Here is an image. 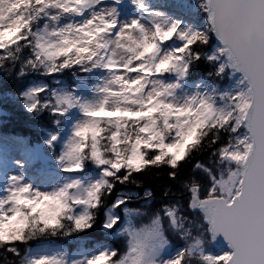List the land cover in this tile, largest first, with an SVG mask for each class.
I'll return each mask as SVG.
<instances>
[{"label": "snow or ice", "instance_id": "snow-or-ice-1", "mask_svg": "<svg viewBox=\"0 0 264 264\" xmlns=\"http://www.w3.org/2000/svg\"><path fill=\"white\" fill-rule=\"evenodd\" d=\"M5 2L0 72L100 75L20 91L76 118L44 141L64 175L0 184V264H264V0H196L192 24L134 0L123 25L101 0ZM97 224L112 243L88 247Z\"/></svg>", "mask_w": 264, "mask_h": 264}, {"label": "rangeland", "instance_id": "rangeland-1", "mask_svg": "<svg viewBox=\"0 0 264 264\" xmlns=\"http://www.w3.org/2000/svg\"><path fill=\"white\" fill-rule=\"evenodd\" d=\"M186 1L187 0H181L180 3L179 0H145V2L154 9L163 8L166 13L174 19L189 24L194 22L202 23V14L199 12V9L195 7L196 0H188V2H190V4L188 3L189 5L184 4ZM105 2L106 0H101V5ZM108 2L117 7V12L119 14L118 19L127 21L129 18L133 19L138 15V11L134 7L131 0H120L119 4H115V0H108ZM121 4L124 6L121 7ZM86 15L87 13L85 16ZM84 18L85 17H75L74 20H82ZM173 42L174 41H169L167 43L171 44ZM55 75L56 74H53L49 77L40 73H34L33 77L24 81L18 91V97L20 98L23 106L25 107L23 99L20 97L19 93L29 86H46L48 89H52L58 85L55 83L56 80L60 81L59 85H73L76 83L74 78L69 80L62 78L58 79ZM198 76L197 72H194L193 79ZM2 79V76H0V89L2 88L0 90V102H3V99H5V97L3 98L2 96L6 94L4 90H9L12 86L6 84L4 79L2 82ZM8 96L11 97V94H8ZM5 109L6 107L0 106V184L5 183L9 174H18L23 172L26 179L32 182L35 187L43 189L52 181L64 175V173H61L58 170L52 151L44 143V141L48 138L49 133L60 131L58 140L54 142L56 151H59L61 141L64 139V136L68 131V124L74 121L76 114L73 113L67 116L65 118L67 123L62 122L59 126L53 125L52 121L55 118L49 114V118L46 119L47 121L45 120V123L47 122L46 127L42 128L35 123L29 125L26 124L25 129H19L17 133L4 119ZM16 161H21L24 167L19 168L15 163ZM93 233V237H83L87 239L88 247H91L93 244L98 242L107 243L105 239L107 236L100 226H96ZM61 243L67 242L61 241ZM219 247L223 248L224 246L219 245Z\"/></svg>", "mask_w": 264, "mask_h": 264}, {"label": "trees", "instance_id": "trees-1", "mask_svg": "<svg viewBox=\"0 0 264 264\" xmlns=\"http://www.w3.org/2000/svg\"><path fill=\"white\" fill-rule=\"evenodd\" d=\"M179 1L181 3V0H179ZM188 3L190 4V2H188V0H187L184 4L189 5ZM74 19H75V17H67L65 22H70ZM195 72H197V75H200L199 70H196ZM34 73H30L25 78H23L22 80H18L15 78H8L4 75L3 72H0V76H2V78L6 81V84L12 85L9 90L3 89L6 92V94L2 95L3 98L5 97V99H3V102H0V106L6 107V109H5L6 111L4 113V119L7 121V123L10 126H12V129L15 130L17 133H18L19 129L24 130L26 124L29 125V124L35 123V124L39 125L40 127L44 128L47 125V122L45 123V120L47 118H49V113L47 110L40 112L38 115L35 113L28 112L25 109V107L23 106L20 98L18 97L19 88L24 83V81H27L30 79V77H33ZM79 75L81 77L86 76V74H83V73H80ZM55 76L58 79L62 78V79H67V80L74 78L71 75L70 71H66L60 75H55ZM3 79H2V82H3ZM8 94H11V97H9ZM96 226H99V224L95 225L92 230L85 232L83 234V237H90L92 235L94 236L93 231H94ZM105 239H106L107 243H112V241L109 240L108 238H105ZM217 250H218V248L216 246H214L212 249L213 252H216Z\"/></svg>", "mask_w": 264, "mask_h": 264}, {"label": "clouds", "instance_id": "clouds-1", "mask_svg": "<svg viewBox=\"0 0 264 264\" xmlns=\"http://www.w3.org/2000/svg\"><path fill=\"white\" fill-rule=\"evenodd\" d=\"M131 2L134 4V0H131ZM14 5L13 4H10V3H7V2H5V3H0V15H3V14H7L10 10H11V8L13 7ZM112 7H116V6H114L113 4H111L110 2H108V0H106V2L103 4V5H99V7H97L96 9H95V11L97 12V13H100V12H107V10L108 9H110V8H112ZM117 8V7H116ZM157 10H159V11H162V12H165L166 13V11L163 9V8H157ZM118 12H117V16H116V19H117V21H118V23L120 24V25H123V24H125V23H128V22H130L132 19L131 18H129L127 21H125V20H123V19H118ZM107 18V17H106ZM137 18H138V15H137ZM76 21H80V20H76ZM42 71L43 70H40V74H42ZM80 73H78L77 74V76L76 77H74L75 78V80H78V79H87V80H89L90 82L93 80V79H98L99 78V73H92V74H90V75H86V76H84V77H81L80 75H79ZM4 75L6 76V77H8L7 76V72L5 71V73H4ZM64 86H69V87H75L78 91H80V92H83V91H85V86H83V85H79V84H76V83H74L73 85H63V84H61V85H57L55 88H59V87H64ZM54 158V157H53Z\"/></svg>", "mask_w": 264, "mask_h": 264}, {"label": "water", "instance_id": "water-1", "mask_svg": "<svg viewBox=\"0 0 264 264\" xmlns=\"http://www.w3.org/2000/svg\"><path fill=\"white\" fill-rule=\"evenodd\" d=\"M220 245H221V246H224L222 240L220 241Z\"/></svg>", "mask_w": 264, "mask_h": 264}, {"label": "bare ground", "instance_id": "bare-ground-1", "mask_svg": "<svg viewBox=\"0 0 264 264\" xmlns=\"http://www.w3.org/2000/svg\"><path fill=\"white\" fill-rule=\"evenodd\" d=\"M124 5L123 4H121V7H123Z\"/></svg>", "mask_w": 264, "mask_h": 264}]
</instances>
